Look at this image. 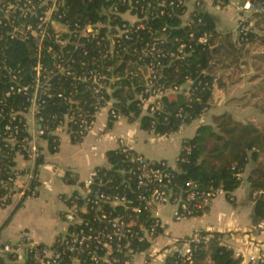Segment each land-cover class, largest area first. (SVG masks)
I'll list each match as a JSON object with an SVG mask.
<instances>
[{"label": "built area", "instance_id": "1", "mask_svg": "<svg viewBox=\"0 0 264 264\" xmlns=\"http://www.w3.org/2000/svg\"><path fill=\"white\" fill-rule=\"evenodd\" d=\"M202 2L196 0L192 20L183 26L191 25L203 11ZM68 3L0 0V77L6 86L0 96V206L9 205L16 197L38 195L35 188L25 189L21 173L10 165L17 156L39 161L51 142L53 149H58L61 131L85 138L105 109L113 120L122 116L115 101L108 98L119 82V74L107 65L108 60L127 56L129 64L140 66L145 84L136 100L145 112L154 115L161 109L163 97L182 90L179 86L165 88L159 78L166 63L189 54L188 47L181 44L167 49L166 28L159 33L151 23L159 18L183 19L187 0H102L96 20L84 13L73 17ZM235 8L239 33L252 28L251 16L260 7L242 0ZM210 39L211 35L204 34L199 43L209 44ZM10 42L28 46L33 59L30 69L11 65ZM188 83L192 86L194 81L188 79ZM189 92L190 87L185 95ZM81 93L91 95L94 114L81 107L77 99ZM55 98L68 106L62 117L44 114L49 100ZM117 153L124 156L120 169L114 171L111 165L97 169L67 198L61 214L67 226L64 236L45 245L22 232L17 243L0 246V260L11 257L17 261L25 252L35 264H135L137 256L152 249L163 234L159 232L158 205L173 204L172 219L179 223L203 215L220 196L234 200L232 193L221 187L203 188L194 181L175 193L177 165L153 162L135 153L125 138L119 140ZM213 234L199 231L185 238L174 237L161 256L165 260L176 256L192 264L193 247L207 244ZM139 244L150 248L139 252L135 250ZM243 257V252L236 251V258ZM259 263H264V254L250 257V264Z\"/></svg>", "mask_w": 264, "mask_h": 264}, {"label": "trees", "instance_id": "2", "mask_svg": "<svg viewBox=\"0 0 264 264\" xmlns=\"http://www.w3.org/2000/svg\"><path fill=\"white\" fill-rule=\"evenodd\" d=\"M214 1L223 5L229 3V0ZM251 2L261 10L253 14L254 26L239 33L238 37L234 33H219L216 18L205 11H201L189 26H183L182 18L179 17L152 21L151 25L159 33L166 28L163 34L168 38L167 49H175L181 44L188 47L189 54L184 59L166 63L159 78V84L165 88L179 86L182 90L163 97L161 109L154 115L145 112L136 100L145 84L140 66L129 64L130 58L127 56L108 60L107 65L114 68L115 74H119V82L108 96L115 101V108L119 113L131 121L140 119L141 129L144 131L154 132L159 136L170 135L210 109V101L215 96L217 87L226 88L227 83L242 84L246 81L244 74L248 72L251 73L248 82L254 86L249 92L251 98L247 105L264 114V53L254 50L264 46V0ZM101 3L102 0H69L68 4L73 17L84 13L96 20ZM192 34L194 38H191ZM204 34L211 35L209 44L199 43V38ZM157 36L160 37V34ZM8 46L11 65L30 69L33 59L28 46L19 42H10ZM188 79L194 81L192 86ZM65 84L68 86V83ZM188 87L190 92L186 96ZM5 90L6 86L0 77V96ZM77 99L81 100V107L87 114L95 113L90 94L81 93ZM67 107L63 100L55 98L49 100L44 114L62 117L67 112ZM71 128L76 131L78 127L71 125ZM71 139L73 143L82 141L79 137ZM50 145V151L55 153L57 150L53 149V143ZM182 146L173 185L175 193L182 191L189 181L197 182L203 188L221 187L226 192L233 193L241 186L248 165L253 164L248 178L251 198L255 202L252 222L254 226L264 224V122H243L230 114H223L215 117L213 124L200 126L196 135L185 140ZM107 156L114 171L124 165V156L117 151H110ZM10 165L15 163L11 162ZM255 193L258 194L257 197L253 196ZM119 212H124V209L119 208ZM159 232L162 234L163 229ZM201 233L206 234L205 231ZM149 248V244L135 246V250L139 252H145ZM0 264H6L5 260H0ZM25 264L35 263L28 259ZM165 264L189 262L169 256ZM192 264H243V259L236 258V250L226 242L222 234L214 233L207 244L201 243L193 247Z\"/></svg>", "mask_w": 264, "mask_h": 264}, {"label": "crops", "instance_id": "3", "mask_svg": "<svg viewBox=\"0 0 264 264\" xmlns=\"http://www.w3.org/2000/svg\"><path fill=\"white\" fill-rule=\"evenodd\" d=\"M241 1L229 0L223 5L214 0H203L202 9L216 18L219 33H234L238 37L239 18L235 5ZM195 8L196 0H187L183 24L192 20ZM251 17L253 19V14ZM227 85L226 88H216L209 110L192 123L183 125L176 133L159 136L144 131L140 119L131 121L121 116L113 120L105 109L99 113L91 131L81 142L73 143L69 134L61 131L57 151L52 153L45 146L40 162L17 156L15 167L21 173L22 184L26 190L35 188L38 195L16 197L9 205L0 206V246L17 243L22 232H28L35 242L45 245H53L57 238L64 236L67 226L61 214L67 207V198L97 169L110 167L107 154L119 150L121 138L126 139L135 153L153 162L162 161L176 166L183 142L193 138L200 126L213 124L215 117L230 114L243 122H264V114L247 105L254 84L246 81ZM252 168L253 164H249L241 186L232 193L233 201L220 196L203 215L176 223L172 219L173 204L158 205L156 210L163 234L152 249L137 256L135 264H165L161 253L170 239L185 238L199 231L222 234L232 248L243 252V264H250L251 256L263 255L264 224L254 226L252 222L255 202L251 198L248 182ZM4 260L6 264H25L28 257L22 252L17 261Z\"/></svg>", "mask_w": 264, "mask_h": 264}, {"label": "rangeland", "instance_id": "4", "mask_svg": "<svg viewBox=\"0 0 264 264\" xmlns=\"http://www.w3.org/2000/svg\"><path fill=\"white\" fill-rule=\"evenodd\" d=\"M255 13V12H254ZM253 13V14H254ZM252 22H253V26H254V20L252 19ZM262 33H264V32H262ZM256 52H258V53H264V46L263 47H259V48H257V49H254ZM250 76H251V73H245L244 74V77H245V80L246 81H248V79L250 78ZM245 81V82H246Z\"/></svg>", "mask_w": 264, "mask_h": 264}]
</instances>
